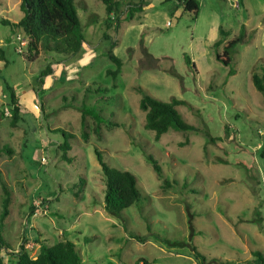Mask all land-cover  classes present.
<instances>
[{
    "label": "rangeland",
    "instance_id": "rangeland-1",
    "mask_svg": "<svg viewBox=\"0 0 264 264\" xmlns=\"http://www.w3.org/2000/svg\"><path fill=\"white\" fill-rule=\"evenodd\" d=\"M118 1L108 26L102 0H75L86 55L44 50L28 59L26 36L11 24L24 16L21 0H0V216L4 186L12 191L2 226L8 247L0 244V259L17 262L22 245L35 258L42 242L70 238L82 264H144L141 258L150 264H200L192 245L208 261L261 264L253 251L264 254V94L252 75L264 67V43L246 31L248 42L236 46V73L230 76V67L216 57L225 42L217 47L215 41L221 29L230 40L241 32L242 6L200 0L194 15L177 0H151L157 8L146 7L128 21V9L141 0ZM213 13L221 27L209 42ZM112 40L124 62L117 78L108 73L117 68L107 55ZM81 58L90 63L78 77L46 86L41 73L49 65ZM138 86L163 101L184 100L178 110L193 129H170L156 139L145 127ZM8 87L20 97L17 126ZM64 133L69 160L60 146ZM95 148L109 166L137 177L141 199L121 216L104 208L105 178Z\"/></svg>",
    "mask_w": 264,
    "mask_h": 264
},
{
    "label": "trees",
    "instance_id": "trees-1",
    "mask_svg": "<svg viewBox=\"0 0 264 264\" xmlns=\"http://www.w3.org/2000/svg\"><path fill=\"white\" fill-rule=\"evenodd\" d=\"M108 12L107 25L111 26L115 16L112 14L120 9L121 3L118 0H102ZM179 6L183 8L184 12H190L194 15L200 12V0H177ZM240 2V0H239ZM146 1L141 0L128 9L127 19L130 21L134 19L136 14L141 13ZM21 9L24 12L23 18L19 22H11L13 26L22 28L27 41V51L30 53L28 59L38 57L44 50L62 54L65 56H74L80 53L85 42L82 33V24L78 15L75 0H21ZM117 25L115 30L118 31L121 27L122 21L117 18ZM10 23V22H9ZM221 38L215 43V46H220L225 42L229 36V32L221 29ZM105 38L110 39L108 34ZM248 42L245 28L231 40L225 42L224 52L217 51L216 57L224 65L230 67L229 75H234L236 69L232 66L233 55L236 46L239 43ZM143 44V39L140 40ZM112 47L107 52L108 57L117 66L115 70H109L108 73L114 78L121 73L123 67V60L113 52V48L117 45V40H112ZM143 46V45H142ZM145 49V55L149 60L156 61V58ZM0 57L4 58V52L0 46ZM158 60V59H157ZM188 63L190 59L187 57ZM261 70L262 73H259ZM53 72L51 65H49L41 73V78L50 75ZM174 74V72H172ZM252 80L255 87L264 94V67L254 71ZM41 81H43L41 79ZM9 88V107L12 114V125L17 126L20 118V104L18 102L17 94L14 88ZM137 90L142 94L140 107L146 112L145 127L155 131L156 139L167 133L170 129L175 130H189L193 129L187 123L180 111L179 105L185 104V101L173 97L171 101L160 100L148 94L142 86H138ZM119 126V124H114ZM184 145V144H183ZM61 148L64 151L63 158L68 159L67 151L71 149L68 136L64 133V141L61 143ZM11 152L10 148H7ZM98 160L102 167L103 176L105 178L104 189V208L112 216H121L124 209L131 207L138 203L141 199V194L137 187V177L129 170L111 167L104 162L100 151L95 148ZM148 160L153 164L154 169L161 174L162 169L158 161L151 155H147ZM165 186H169V182L165 181ZM6 196L3 200V212L0 216V244L3 247H8L2 234L3 221L9 214V206L12 198V191L4 186ZM132 236L139 241L144 240V236L132 234ZM19 259L13 264H82V256L78 250L77 244L70 238L62 239L54 244L41 243V250L37 257L33 258L25 250L22 245ZM191 251L200 264L215 263L222 264V260L214 258L208 261L207 257L201 253L196 246L192 245ZM253 254L261 264H264V254L260 250H254ZM150 264L146 259L141 258L140 262ZM0 264H6L0 259Z\"/></svg>",
    "mask_w": 264,
    "mask_h": 264
},
{
    "label": "crops",
    "instance_id": "crops-1",
    "mask_svg": "<svg viewBox=\"0 0 264 264\" xmlns=\"http://www.w3.org/2000/svg\"><path fill=\"white\" fill-rule=\"evenodd\" d=\"M146 3L147 4L145 8L146 7L147 8H150V7L157 8V6H153L154 4L151 0H146ZM241 6L245 11V15L240 19V23H239L240 29L245 27L247 33L249 34L252 33L251 39L252 38L254 40L261 39L262 42L264 43V0H240L239 7L241 8ZM201 7H203L204 9L203 5H201ZM205 9H207V7H205ZM162 14H164V16H167V11H163ZM212 17L213 19L211 22V27L214 32V35L212 38L209 39V42H212L215 40L218 30L221 27L220 17L215 15L214 13ZM255 20H258V21L255 22ZM238 33L236 31L234 36H237L236 34ZM228 40L230 39H225V42ZM82 50H84V54L86 55L87 49L84 44H83ZM82 60L83 58H81L80 60H73L72 62H69L67 64H64V62L61 64L60 61L57 64L55 63L52 66L53 72L47 76L46 86H49L51 83L56 82V81H60V82L69 81L70 82L75 77H78L80 69H82V67L87 66L86 64L90 63V61H82ZM19 99L20 97H18V100ZM60 143L62 142L60 141Z\"/></svg>",
    "mask_w": 264,
    "mask_h": 264
},
{
    "label": "built area",
    "instance_id": "built-area-1",
    "mask_svg": "<svg viewBox=\"0 0 264 264\" xmlns=\"http://www.w3.org/2000/svg\"><path fill=\"white\" fill-rule=\"evenodd\" d=\"M233 3H235L237 6H239V1L238 0H233ZM18 39L22 41V37L21 36H19ZM26 43H27V41L24 42V44H26Z\"/></svg>",
    "mask_w": 264,
    "mask_h": 264
}]
</instances>
